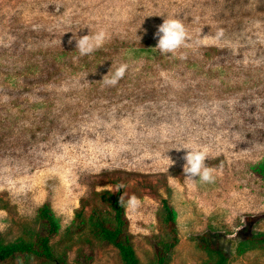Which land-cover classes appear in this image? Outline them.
<instances>
[{"label":"rangeland","instance_id":"1","mask_svg":"<svg viewBox=\"0 0 264 264\" xmlns=\"http://www.w3.org/2000/svg\"><path fill=\"white\" fill-rule=\"evenodd\" d=\"M166 18L182 19L193 39L223 36L161 55L154 33ZM100 30L104 45L81 56L73 36ZM121 64L124 77L105 85ZM180 146L208 150L214 183L185 182ZM263 159L264 0H0L3 244L39 234L49 203L59 224L51 246L66 264H122L88 228L68 231L77 211L106 209L108 190L141 201L124 208L142 264L166 238L164 199L177 213L170 264H205L203 235L228 264H264V249L236 252L264 233V187L252 171Z\"/></svg>","mask_w":264,"mask_h":264},{"label":"trees","instance_id":"2","mask_svg":"<svg viewBox=\"0 0 264 264\" xmlns=\"http://www.w3.org/2000/svg\"><path fill=\"white\" fill-rule=\"evenodd\" d=\"M253 173L260 178L264 187V159L252 167ZM106 209L93 208L85 219L82 210L76 212L68 231L80 232L88 228L90 234L103 243L114 247L122 260V264H142L133 247L128 231V219L125 208L118 203L119 192L104 191L100 194ZM37 218L42 231L29 240L18 239L15 242L3 244L0 242V263L14 258L26 262L36 259L46 264H66V255L58 256L52 246L51 239L59 231V224L49 203L39 207ZM160 220L166 232V238L155 245L154 256L148 264H170V255L178 244L177 213L170 203L162 200ZM198 248L205 252L208 260L205 264H228V254L215 246L207 236L199 237ZM264 249V233L247 237L236 249L241 256L249 250Z\"/></svg>","mask_w":264,"mask_h":264},{"label":"clouds","instance_id":"3","mask_svg":"<svg viewBox=\"0 0 264 264\" xmlns=\"http://www.w3.org/2000/svg\"><path fill=\"white\" fill-rule=\"evenodd\" d=\"M222 36L223 30L218 29L215 35L207 34L202 36L200 32L198 36L193 39L182 19L166 18L163 20V23L157 27L154 33V38L157 39V44L154 49H157L161 55L171 54L175 56L178 49L182 47L188 48L193 45L197 47L209 46L217 43ZM73 38L76 39V50L81 56H86L101 48L109 37L107 32L100 30L94 35L73 36ZM71 42L70 40L69 43ZM180 58L185 59L186 57L181 55ZM127 67L126 64H121L110 77L106 75L103 76L104 84L107 86H115L120 79L124 77ZM181 150H186L185 154L182 156L184 161L182 166L183 174L186 183L195 182L197 177L199 181L203 183L215 182V169L206 164V160L209 159L208 150L206 148L188 146H180L177 148V151ZM174 163L175 161L169 158V167ZM119 187H123V185ZM118 203L131 211H136L141 206L140 199L135 195L130 196L127 202H125L123 196H120Z\"/></svg>","mask_w":264,"mask_h":264},{"label":"water","instance_id":"4","mask_svg":"<svg viewBox=\"0 0 264 264\" xmlns=\"http://www.w3.org/2000/svg\"><path fill=\"white\" fill-rule=\"evenodd\" d=\"M57 264H59V263H57Z\"/></svg>","mask_w":264,"mask_h":264}]
</instances>
